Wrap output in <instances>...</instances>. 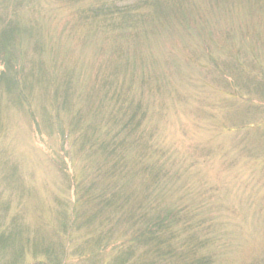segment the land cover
Listing matches in <instances>:
<instances>
[{
  "label": "rangeland",
  "instance_id": "1",
  "mask_svg": "<svg viewBox=\"0 0 264 264\" xmlns=\"http://www.w3.org/2000/svg\"><path fill=\"white\" fill-rule=\"evenodd\" d=\"M121 87L141 104L142 145L130 144L135 169L119 184L144 191L145 158L132 157L146 153L159 209L204 221L199 251L212 264H264V0H0V204L29 230L13 242L24 261L59 264L35 254L49 246L66 250L63 264H87L60 167L93 170V151L103 162L91 146L117 128L103 95ZM87 126L91 146L78 141Z\"/></svg>",
  "mask_w": 264,
  "mask_h": 264
},
{
  "label": "trees",
  "instance_id": "2",
  "mask_svg": "<svg viewBox=\"0 0 264 264\" xmlns=\"http://www.w3.org/2000/svg\"><path fill=\"white\" fill-rule=\"evenodd\" d=\"M4 43L6 42L1 43L2 47ZM110 92V94L104 93L103 96L109 97L113 103L111 110L117 125L115 131L108 129L106 136L98 139V144H94L95 146L92 145L95 141L92 135L96 130L95 126H87L89 132L86 130L78 137L80 145L85 143L87 146L92 145L91 149L98 150V156L103 162L97 161L93 156L96 152L93 151L88 155L89 161L93 158L95 166L93 170L82 167L80 172V170L70 171L69 167H60L61 173L66 177L69 196L72 201L77 200V213L74 212L72 218V220L77 218V236H80L81 240V244L79 240L77 246V258L87 264H212V258L199 251L207 238L203 239V235L196 234V230L203 228L204 221H193L187 217L185 223L180 222L181 218L178 219L177 213L181 215L185 210L184 207L159 209L158 201L155 199L157 190H153V187L157 186L161 174L158 169H153L155 162L151 161L146 153L136 152L132 157L134 162L145 158V161L140 163L141 174L138 175L139 179L144 176L146 181L141 194H138L133 187L124 188L116 180V176L121 178L125 171L126 177L128 173L133 176L132 169L135 168L133 166L129 168L125 154L130 144L142 145L140 142L142 111L138 102L131 107L133 100L126 97L122 87ZM122 95L123 99H120ZM90 104L91 102L87 107L90 108ZM92 112L94 114L89 112L91 116L97 115L96 108ZM77 116H81L80 119L77 117L78 126L84 115L77 112ZM260 126V123L255 125L256 128ZM100 174L106 175L107 179L102 186L97 181ZM74 208L73 205L72 210ZM0 211L9 213V222L0 229V251L4 254L6 251L13 254L11 260L5 264H27L23 256L26 251L24 246L13 245L14 238L17 239L19 235L22 237L24 234L25 239L30 240V237H27L29 231L26 230L27 226L23 227L20 216L10 213L9 200L0 204ZM58 212L62 214L60 217L63 220L58 232L61 234L69 229V224L67 225L64 220V210ZM179 226L186 230L181 245L177 243ZM6 247L10 249H5ZM57 250L59 251V248ZM40 251L35 254L55 253L60 257L59 264H63L61 257L62 260L67 259L66 250L63 253L61 251L56 253L49 246H42ZM37 263L43 264L41 261L32 264Z\"/></svg>",
  "mask_w": 264,
  "mask_h": 264
}]
</instances>
